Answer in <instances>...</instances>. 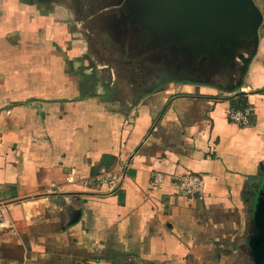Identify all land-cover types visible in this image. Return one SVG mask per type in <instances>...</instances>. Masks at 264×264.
<instances>
[{
	"label": "crops",
	"instance_id": "obj_1",
	"mask_svg": "<svg viewBox=\"0 0 264 264\" xmlns=\"http://www.w3.org/2000/svg\"><path fill=\"white\" fill-rule=\"evenodd\" d=\"M82 3L0 0V264H249L264 169V21L234 92L182 82L146 93L134 75L151 76L152 65L113 38L117 51L97 56ZM230 99L252 109L248 125L229 119ZM101 169L120 178L78 182ZM190 174L203 177L202 198L177 192Z\"/></svg>",
	"mask_w": 264,
	"mask_h": 264
},
{
	"label": "water",
	"instance_id": "obj_2",
	"mask_svg": "<svg viewBox=\"0 0 264 264\" xmlns=\"http://www.w3.org/2000/svg\"><path fill=\"white\" fill-rule=\"evenodd\" d=\"M263 21L254 0H116L103 26L130 56L152 65L146 93L182 82L232 93L241 87L257 54ZM261 170L244 246L249 264H264ZM78 213L73 212L70 224Z\"/></svg>",
	"mask_w": 264,
	"mask_h": 264
},
{
	"label": "built area",
	"instance_id": "obj_3",
	"mask_svg": "<svg viewBox=\"0 0 264 264\" xmlns=\"http://www.w3.org/2000/svg\"><path fill=\"white\" fill-rule=\"evenodd\" d=\"M251 115L252 109L250 107H246L242 110H231L228 117L232 122L245 126L248 125ZM119 178V175L114 172V170L101 169L89 178L79 177L78 182H80L83 186H99L115 183ZM161 180L162 178L160 175H155L154 184H159ZM65 181L70 184L74 183L75 179L73 177H67ZM176 187L177 192L183 196L202 198L204 180L203 177L198 174L185 175L178 180Z\"/></svg>",
	"mask_w": 264,
	"mask_h": 264
},
{
	"label": "flooded vegetation",
	"instance_id": "obj_4",
	"mask_svg": "<svg viewBox=\"0 0 264 264\" xmlns=\"http://www.w3.org/2000/svg\"><path fill=\"white\" fill-rule=\"evenodd\" d=\"M114 2H116V0H83L82 5L83 4L85 5L84 14H83L85 17L88 16V18H91L93 16H98L96 20L95 19H89V21L86 22V25L90 29L92 28L95 30L94 35H96V36L94 39H96V41H97L96 43L103 46L104 45L103 41H104L107 44V46L109 47V50L114 51V49H115V51H117L118 45H115V43H113L112 38L108 34H106L107 32H105L106 29L104 28L103 23L102 22L100 23L101 20L99 21L100 17H105V15L111 10L112 3H114ZM85 17L83 18L84 21H85ZM103 32L105 33L106 38L103 36V41H101L102 35H104ZM100 37H101V40H100ZM107 46H105V47H107ZM109 53H110V51H109ZM131 63H135L137 66L140 65L137 62H131ZM134 77L136 78V81H135L136 86H139V87L145 88L147 86V84L143 86L142 83L145 81H148V83H151V81H152L149 75L143 76L138 71H137V73L135 72Z\"/></svg>",
	"mask_w": 264,
	"mask_h": 264
},
{
	"label": "rangeland",
	"instance_id": "obj_5",
	"mask_svg": "<svg viewBox=\"0 0 264 264\" xmlns=\"http://www.w3.org/2000/svg\"><path fill=\"white\" fill-rule=\"evenodd\" d=\"M82 2H83V0H82ZM77 3H78V2H77ZM81 23L83 24L82 27H83V26H85V27L87 26L86 23H85V21H81ZM105 32H107V30H106ZM103 33H104V32H103ZM106 34H107V33H106ZM103 36L106 38L105 33H104V35H102V40H101V37H100V40H101V41H103ZM90 39H92V37H91ZM103 43H104L103 46H101L100 44H97V47H96V48H97V51H96L95 54H96L97 56H99V57L106 58V57H105V55H106V54H105V50H104L103 52H101V50L106 49L105 46H107V44H106L104 41H103ZM107 47H108V46H107ZM108 48H109V47H108ZM108 54H109V53H108ZM114 55H116V54L114 53ZM113 58H116V56H113ZM118 60H121V58H118ZM121 70H123V68H121Z\"/></svg>",
	"mask_w": 264,
	"mask_h": 264
},
{
	"label": "trees",
	"instance_id": "obj_6",
	"mask_svg": "<svg viewBox=\"0 0 264 264\" xmlns=\"http://www.w3.org/2000/svg\"><path fill=\"white\" fill-rule=\"evenodd\" d=\"M260 91H264V88L262 90H260ZM230 100L232 101L231 103L235 107V110H242V109L247 107L244 101L241 102L238 99L237 100L230 99Z\"/></svg>",
	"mask_w": 264,
	"mask_h": 264
}]
</instances>
